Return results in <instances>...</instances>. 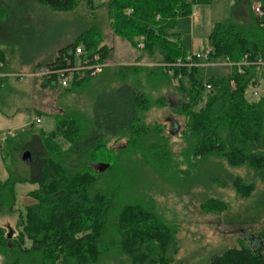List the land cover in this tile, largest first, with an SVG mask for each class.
I'll return each instance as SVG.
<instances>
[{"label": "trees", "instance_id": "16d2710c", "mask_svg": "<svg viewBox=\"0 0 264 264\" xmlns=\"http://www.w3.org/2000/svg\"><path fill=\"white\" fill-rule=\"evenodd\" d=\"M28 1L53 11H71L78 4L76 0ZM240 2L227 21L214 25L204 47L212 49L211 63L239 62L245 57L250 62L264 60V27L253 10H247V2L242 7ZM91 7L92 12L107 10L115 34L133 44L136 37H143V50L159 58L151 67H106L98 81L88 72L76 73L67 91H88L94 99L91 113L62 112L51 131L40 128L34 133L36 124H32L29 133L19 136L20 148L14 149L21 155L31 152V175L0 181V216L18 212L16 184L29 182L37 189L29 192L32 203L19 214L18 226L24 228L12 246L5 244L0 228V253L6 264H173L179 249L177 227L144 197L132 195L131 184H124V169L135 166L172 180L171 171L178 164L168 134L184 139L186 152L198 161L197 166L221 157L230 167L247 166L264 179V96L249 94L252 86L264 83L259 67H244L239 74L236 68L175 66L191 52L174 32L178 19L191 13L189 0H107ZM2 9L5 14L0 7V16ZM98 24L87 23L73 43L37 69L71 67L79 47L85 54L83 61L98 54L106 62L110 49L103 44ZM0 66L1 74L5 66L1 54ZM173 78L178 86H173ZM40 79L43 87H55L52 78ZM6 81L0 77V90ZM206 85L211 91H206ZM147 87L171 88L185 98L174 110L183 118L182 126L174 123L173 132L167 134L161 124L145 122L146 113L157 106L148 98ZM60 137L66 148L58 142ZM114 139L126 142L111 150L108 145ZM102 164L108 165L103 172L95 167ZM230 182L242 198L255 190L245 187L240 177ZM227 209L216 208L219 213ZM256 211L264 221V200ZM260 233L254 241L246 238L238 248L212 256L208 264H264V222Z\"/></svg>", "mask_w": 264, "mask_h": 264}, {"label": "rangeland", "instance_id": "374dc122", "mask_svg": "<svg viewBox=\"0 0 264 264\" xmlns=\"http://www.w3.org/2000/svg\"><path fill=\"white\" fill-rule=\"evenodd\" d=\"M76 1L77 6L71 11H53L42 5L33 6L28 0H0V7L5 9V14L2 9L0 16V20L4 21L0 25V54L5 64L4 72L7 73L4 76L7 81L0 90V111L11 114L20 106L26 108L34 105L35 117L39 115L43 120L39 125L36 124V131H32L34 133H38L40 128L46 132L51 131L56 117L61 118L62 112L78 109L91 113L94 99L89 96L88 91L77 94L67 91L70 87L45 88L40 78L30 77L31 73L37 71L38 65L53 61L59 49L73 43L74 38L88 27L87 23H99L104 36L103 44L110 49L106 62L111 70L127 65L151 67L155 66L159 58L143 50V37H136V43L133 44L115 34L107 10L92 12L91 5L97 7L107 0ZM189 1L192 3L191 13L178 19L174 32L182 36L186 51L198 52L207 45L214 25L231 17L233 6L239 0ZM243 1L247 2V10H250L253 3L264 6V0ZM243 1L241 0L240 7L243 6ZM159 16H156L157 21ZM1 34H6V38L3 39ZM103 74L96 75L95 80H102ZM146 94L157 105L146 113L147 124H161L167 134L169 131L173 132L174 123L183 125V118L174 111L185 101L181 94L171 88L148 87ZM10 130L17 134L12 127L0 130L2 182L10 177L29 178L31 175V166L23 162L22 155L17 150L21 145L19 136L31 130L12 136L8 135ZM168 136L171 141L170 149L178 164L174 172L171 171L172 180L161 177L152 169H139L137 166L130 169L125 166L127 169L123 172L127 181L124 184H131L132 195L137 193L144 197L161 216L177 227L176 244L179 249L173 264H208L212 256L238 248L241 240L248 238L254 241L256 236L259 237L264 221L256 209L262 207L264 200V179L256 177L254 171L247 166L230 167L221 157H211L197 166L198 161L193 160L186 152L184 139L179 134ZM58 142L64 148L67 147L63 138H58ZM125 142V139H114L108 146L115 150ZM134 160L138 162V159ZM95 167L101 169V166ZM236 177L242 179L245 187L254 186L255 190L249 198H242L233 187L230 179ZM36 189L37 185L29 182L16 184L18 212L0 216L5 244L12 246L19 239L24 228L18 226L21 223L19 214H23L26 205L32 203L29 192ZM220 205L228 209L219 213L216 208ZM11 231L12 235L9 237ZM6 261L0 253V264H6Z\"/></svg>", "mask_w": 264, "mask_h": 264}, {"label": "built area", "instance_id": "2783aa9c", "mask_svg": "<svg viewBox=\"0 0 264 264\" xmlns=\"http://www.w3.org/2000/svg\"><path fill=\"white\" fill-rule=\"evenodd\" d=\"M254 14L261 20V24L264 27V8L257 6L253 7ZM212 53V49L206 47L202 51L198 52H190L186 55L184 60H179L175 66H185V67H196V66H203L206 68L210 67H224L227 69H234L236 68L239 74H243L244 67L248 66H257L261 69L264 73V60L259 59L256 62H250L247 57L239 62H231L229 60L225 61L224 63H211L209 62V57ZM84 51L81 47L77 48L75 51V59L73 61V65L71 67H59L55 69H50L49 67H41L37 69V71L31 73L30 76L33 79L36 78H52L54 81L55 86L60 88H69L73 81L76 73L79 72H88L90 76L95 77L96 75L103 72L104 68L108 66L107 62L101 61V56L95 54L94 56L87 58L83 61ZM206 60V62H205ZM69 64V63H67ZM1 70V66H0ZM0 77H4V75L0 74ZM173 86H178V80L173 78L172 80ZM231 86L234 87V81H231ZM206 91H211V86L206 85ZM249 94L253 98H259L260 96H264V83L257 84L251 87ZM40 118H36L34 120V124L39 125L41 123ZM8 135L12 136L11 133Z\"/></svg>", "mask_w": 264, "mask_h": 264}, {"label": "crops", "instance_id": "0c3cea01", "mask_svg": "<svg viewBox=\"0 0 264 264\" xmlns=\"http://www.w3.org/2000/svg\"><path fill=\"white\" fill-rule=\"evenodd\" d=\"M103 3H104V1L100 5H102ZM230 4L231 3L229 2L228 5H230ZM257 6L264 8V6H262L261 4H254L253 3V6L251 7V11L253 10V7H257ZM253 14H254V12H253ZM254 16H256V15L254 14ZM262 19H264V17H262ZM181 38H182V36H181ZM6 74L7 73H5V72L1 73V75H4V76ZM35 114H36V111H35L34 105H33V107H26V108H23L22 106H20L19 109H17L14 113H11V114H5L2 111H0V130L7 128V127H12L15 131H17V134H18V132H20L19 134H22V133L30 130V128L33 124L34 118L37 117V116L35 117ZM42 122H43V120H42ZM8 132L11 133L12 135L13 134L17 135L16 132H13V131L11 132V130Z\"/></svg>", "mask_w": 264, "mask_h": 264}, {"label": "water", "instance_id": "95a60500", "mask_svg": "<svg viewBox=\"0 0 264 264\" xmlns=\"http://www.w3.org/2000/svg\"><path fill=\"white\" fill-rule=\"evenodd\" d=\"M22 160H23V162H25L26 164H31V162H32V154H31V152L28 151V150L24 151L23 154H22ZM100 166H101L100 171H104V170H106L107 167H108V165H106V164H102V165H100ZM11 235H12V231H11L9 237H11Z\"/></svg>", "mask_w": 264, "mask_h": 264}]
</instances>
